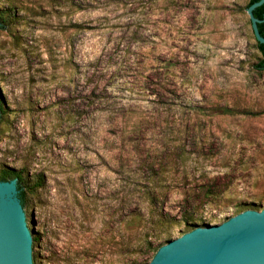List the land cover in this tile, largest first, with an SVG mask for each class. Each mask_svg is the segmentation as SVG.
<instances>
[{"label": "rangeland", "instance_id": "374dc122", "mask_svg": "<svg viewBox=\"0 0 264 264\" xmlns=\"http://www.w3.org/2000/svg\"><path fill=\"white\" fill-rule=\"evenodd\" d=\"M247 2L1 3L27 21L0 28V80L18 111H0V166L43 174L29 214L47 264L136 257L143 227L126 220L150 217L147 187L201 224L264 206V72Z\"/></svg>", "mask_w": 264, "mask_h": 264}, {"label": "water", "instance_id": "95a60500", "mask_svg": "<svg viewBox=\"0 0 264 264\" xmlns=\"http://www.w3.org/2000/svg\"><path fill=\"white\" fill-rule=\"evenodd\" d=\"M6 0H0L1 3ZM264 0L248 7V14L257 39L264 43L254 9ZM17 28L27 20L15 8ZM1 111L17 116V108L0 80ZM17 179L0 181V264H34L33 234L27 212L19 197ZM263 207V206H262ZM41 217L36 214L32 226L40 232L42 264L46 238L41 232ZM144 264H264V207L246 209L222 223L198 226L162 245L153 258Z\"/></svg>", "mask_w": 264, "mask_h": 264}, {"label": "trees", "instance_id": "16d2710c", "mask_svg": "<svg viewBox=\"0 0 264 264\" xmlns=\"http://www.w3.org/2000/svg\"><path fill=\"white\" fill-rule=\"evenodd\" d=\"M259 0H248L246 4V8L253 4L254 2ZM254 14L261 21L258 23L260 33L264 35V3L254 9ZM18 13L15 11V7H3L0 9V28L7 29L17 20ZM256 39V47L259 51L258 60L253 64L254 69L257 72H264V43L260 42L254 34ZM3 110L0 105V111ZM17 179V185L19 189V197L21 202L27 211L28 216V224L31 226V231L33 234V261L34 264H42V260L40 259V250L39 244L42 241V237L39 231H37L31 224L30 219L31 214L30 208H32V197L37 194L38 190L44 186L45 179L43 174H37L35 177L31 178L29 176L28 171L25 168H16L13 166H9L7 164H3L0 166V181H6L11 179ZM149 187L144 191L147 193V198L149 200L150 206V217L145 218V214L140 211L134 214V211H131L130 218L126 220L127 227L126 229H138L139 227H143V232L141 237H139V247L137 251V256L129 259L126 264H144L149 262L157 250L164 245L165 243L171 241L174 237L172 235V230L175 226L179 225L182 221L185 223L186 233L198 226H208L211 224H201L198 219H195L192 215L184 212L181 217L176 215H172L165 208V202L159 199V194L153 191L151 193ZM128 205V201L126 200L125 206ZM264 207V206H263ZM260 204L253 201L250 203H240L238 208L240 213L246 209H257L260 210L263 208ZM146 224V225H145ZM150 225V229L148 231H144L145 227ZM152 253L151 258H148V255Z\"/></svg>", "mask_w": 264, "mask_h": 264}]
</instances>
